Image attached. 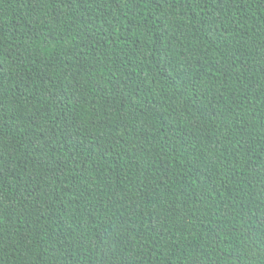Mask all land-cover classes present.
<instances>
[{"label": "trees", "instance_id": "1", "mask_svg": "<svg viewBox=\"0 0 264 264\" xmlns=\"http://www.w3.org/2000/svg\"><path fill=\"white\" fill-rule=\"evenodd\" d=\"M0 264H264V0H0Z\"/></svg>", "mask_w": 264, "mask_h": 264}]
</instances>
